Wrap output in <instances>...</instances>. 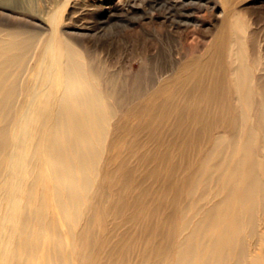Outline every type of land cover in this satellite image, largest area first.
Wrapping results in <instances>:
<instances>
[{
  "label": "bare ground",
  "instance_id": "1",
  "mask_svg": "<svg viewBox=\"0 0 264 264\" xmlns=\"http://www.w3.org/2000/svg\"><path fill=\"white\" fill-rule=\"evenodd\" d=\"M69 2L47 34L0 24V264H264V84L246 35L218 32L177 84L136 89L145 117L116 161L123 99L62 31Z\"/></svg>",
  "mask_w": 264,
  "mask_h": 264
},
{
  "label": "rangeland",
  "instance_id": "2",
  "mask_svg": "<svg viewBox=\"0 0 264 264\" xmlns=\"http://www.w3.org/2000/svg\"><path fill=\"white\" fill-rule=\"evenodd\" d=\"M64 1L36 0L31 8L0 7V24L47 34L48 15ZM61 29L102 70L104 80L116 79L123 99L116 107L119 137H123V145L115 147L116 161L120 151H126L124 142L133 138V125L145 117L138 113L134 91L177 84L181 68L207 57L218 32L238 30L246 35L251 65L264 84V0H70ZM159 95L164 99L170 92ZM136 157L133 154L130 160ZM126 228L131 229L126 224L117 231Z\"/></svg>",
  "mask_w": 264,
  "mask_h": 264
}]
</instances>
